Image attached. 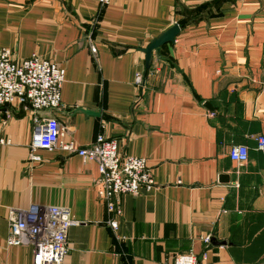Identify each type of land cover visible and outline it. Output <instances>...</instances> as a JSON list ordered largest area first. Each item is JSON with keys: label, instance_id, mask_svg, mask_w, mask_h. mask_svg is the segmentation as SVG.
Masks as SVG:
<instances>
[{"label": "crops", "instance_id": "obj_1", "mask_svg": "<svg viewBox=\"0 0 264 264\" xmlns=\"http://www.w3.org/2000/svg\"><path fill=\"white\" fill-rule=\"evenodd\" d=\"M175 24L176 42L145 76L140 49ZM0 48L17 62L54 61L66 77L60 110L0 108V264H34L31 246L6 244L10 209L33 204L81 222L64 264H171L190 252L204 264H264V0H0ZM51 117L81 147L101 134L148 160L155 187L121 197L117 231L96 163L32 152L36 119ZM236 145L247 163L230 159Z\"/></svg>", "mask_w": 264, "mask_h": 264}, {"label": "built area", "instance_id": "obj_2", "mask_svg": "<svg viewBox=\"0 0 264 264\" xmlns=\"http://www.w3.org/2000/svg\"><path fill=\"white\" fill-rule=\"evenodd\" d=\"M114 0H96L101 7L110 6ZM95 53L97 49L92 48ZM66 82L64 69L54 61L33 54L17 62L12 50L0 48V108L18 104L27 111L37 113L62 108V90ZM141 72L136 75L137 85H142ZM36 127L30 148L57 150L77 155L85 161L97 164L103 187L106 208L113 218L109 221L112 230H118V219L123 215L121 197L151 191L155 180L148 160L144 157L122 156L116 140L99 135L94 144L79 146L68 128L55 117ZM258 150L264 154V135L256 137ZM6 143L0 139V144ZM230 159L239 164L249 160V148L233 146ZM34 161L39 157L32 155ZM10 229L6 239L8 246H31L34 264H64L68 254V234L72 227L81 222L73 218L70 209L59 206L31 205L27 210L10 209ZM210 236L204 239L206 244ZM203 255L202 260L205 259ZM192 252L177 256L171 264H199ZM201 264H204L201 262Z\"/></svg>", "mask_w": 264, "mask_h": 264}, {"label": "water", "instance_id": "obj_3", "mask_svg": "<svg viewBox=\"0 0 264 264\" xmlns=\"http://www.w3.org/2000/svg\"><path fill=\"white\" fill-rule=\"evenodd\" d=\"M181 28L178 24H175L158 37H156L146 48H141L140 51L145 55V76L148 72H152V62L154 58V53L160 52L161 48L167 44H174L176 42L177 37L179 36ZM207 107H210L209 104H206ZM82 111V110H81ZM86 114L97 116L99 115L93 111H84ZM219 243V242H217ZM201 264V261H199Z\"/></svg>", "mask_w": 264, "mask_h": 264}]
</instances>
